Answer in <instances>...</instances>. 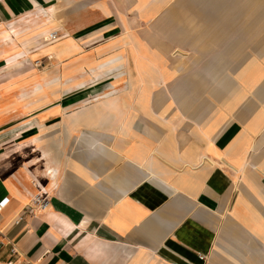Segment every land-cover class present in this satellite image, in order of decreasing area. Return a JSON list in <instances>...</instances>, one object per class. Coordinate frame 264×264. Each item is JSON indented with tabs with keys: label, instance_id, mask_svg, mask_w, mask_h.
<instances>
[{
	"label": "crops",
	"instance_id": "crops-1",
	"mask_svg": "<svg viewBox=\"0 0 264 264\" xmlns=\"http://www.w3.org/2000/svg\"><path fill=\"white\" fill-rule=\"evenodd\" d=\"M43 2L64 0H0V58L16 39L36 41L11 21ZM66 2L70 37L38 51L58 63L88 27L83 38L104 40L88 49L96 60L123 58L130 41L142 58L143 23L167 27L170 49L149 51L167 59L152 67L165 75L167 112L140 111L142 89L126 86L124 66L84 73L113 72L102 91L123 85L104 103L55 99L84 77L64 68L58 81L33 82L22 105L14 83H0V129L10 126L0 135V257L13 243L22 264H264V0ZM39 192L48 210L28 213Z\"/></svg>",
	"mask_w": 264,
	"mask_h": 264
},
{
	"label": "rangeland",
	"instance_id": "rangeland-1",
	"mask_svg": "<svg viewBox=\"0 0 264 264\" xmlns=\"http://www.w3.org/2000/svg\"><path fill=\"white\" fill-rule=\"evenodd\" d=\"M66 1L67 0H64V3L62 5H59L60 3L58 4L55 3L56 6H59V7H57V13L55 11L53 13V16L54 18L56 16L57 18H62L63 28L56 27L55 29L50 30V32L56 33L57 35H55L53 38H50V40L48 39L50 41V44H48V46L49 45L51 46L52 44H54L55 41L58 39L59 41H61L60 39H65L67 37H70L71 35L72 21H71V16L67 14V11H68L67 3L68 2ZM55 4L54 2H51V3L43 2L42 6L36 5L34 6V8H31L29 11L26 9L20 8V12L16 13V16L11 21L16 26V33L21 32V33H24L25 35L28 34V32L30 33L31 30H29V28H26V27L28 25H33L40 20L39 19L40 14L42 15L45 14V12L42 13L43 12L42 9L47 10V13L48 12L51 13L50 9ZM81 15L82 13L80 14V16ZM148 24L149 23H143L142 28L140 29L142 33L141 34L142 41H141V44L139 42L137 44V46H139L137 47V49L142 51L143 57L139 59L138 58L135 59L134 50H130V49L135 48L134 41L132 42L130 41L129 44L132 47L127 49L126 56L120 59L121 62L126 63L124 67H126V69L128 70V72L126 73L124 72V74L122 75L123 76L122 78L126 86L129 87V83H131L129 82V78H130L129 74H131L133 76V80L135 81L136 87L137 88L141 87L142 90L141 89L140 90L142 91V97L138 98L137 101L140 100L142 104L141 106H139V108L143 114L157 113L158 115H160V114H164L167 112V105H166V100H165L166 92L163 89H157L158 82L160 81L162 76H165V75L153 73L152 67H156L159 61L161 62L163 61L166 64L167 59L162 58L158 60V58H155L153 56L150 57L151 53H149V51L154 52L155 50H160L166 53V51L170 49V44L172 43L167 41V38H168L167 30L168 29L166 26L154 27V29H152L150 25ZM123 28L124 27H121V31L124 30ZM21 29H23L24 32H22ZM92 30H93V27H88V28L80 30L78 32V34H80L78 44L75 42L74 44L75 47L73 48V50L70 53L63 56L60 59L61 62L59 61V63L55 61V58L53 57L49 58V55L52 54L51 52L50 53H45V52L39 53L38 52L39 50H41L40 48L42 46L41 42H43L39 38L34 37L36 41H34L32 44H29L30 41L26 40L25 38L16 39L14 41L13 54L5 59L0 58L1 59L0 60V83L6 82V81L14 83L15 90L11 98H14L16 101H19V103L22 105L23 103H28L29 101V99H27L26 93L34 92L30 86L33 82L44 83L45 81H50L55 77V75L61 74L62 68H64L66 69L69 75L78 76V78H80L81 76L86 77L87 82L84 87H74L70 91L61 92L58 98H55V99H59V100L61 99L63 102H68V103L71 102L70 101L71 99H74L76 103L77 100L78 102H80L82 99L90 96V94L94 96L95 95L94 91H97V94L100 93L104 89L105 85L109 82V77H112L113 75L108 76L104 72H101V73L98 72L97 76L91 75L93 78L91 77V80H90L89 74H84L86 71H88L89 73V71L92 70V68L95 66L105 64L106 62H102V61L109 58L107 55L105 57H102L96 60L94 56H92L93 55L92 52L88 51L90 47L99 44L100 41L101 42L104 41L101 39L103 36H98V35L95 38H91L90 40L83 38L84 36L85 37L87 36L86 35L88 34L86 33L87 31L89 32ZM181 32H182L181 27H179V29H176V32L174 31L175 35H180ZM169 33H171V35L174 36L172 32H169ZM76 34L77 32L75 33L74 36H76ZM46 43L47 42H45L44 44ZM109 43H112V42H108L107 51H112L113 49L117 48L118 42L111 44V45H109ZM136 60H138L137 62L138 67H141L142 69V72L138 74H135L133 72V69L129 68L130 66L135 65ZM178 61L180 62L179 70L180 72H183L184 71V68H183L184 59L180 58ZM182 75H183L182 73H179L180 77ZM164 80H165V77H164ZM181 81H182V77H181ZM95 84H97V86H93ZM37 85L38 84H36V86L34 87L35 88L38 87ZM52 100L54 99H51L50 101ZM126 102H127L126 113L133 114L134 113L133 95H131L127 99ZM82 106L83 105L79 103L78 108H76L77 106L72 107V108L80 109ZM86 106H89V104ZM70 110H71V107L69 106L67 108V112H71ZM14 122L16 124V128L22 126L21 118L16 119ZM8 128L7 129L6 127L1 128L0 135H5L7 133V130H9ZM7 256H8V253L5 257H0V264H7L6 263Z\"/></svg>",
	"mask_w": 264,
	"mask_h": 264
},
{
	"label": "bare ground",
	"instance_id": "bare-ground-1",
	"mask_svg": "<svg viewBox=\"0 0 264 264\" xmlns=\"http://www.w3.org/2000/svg\"><path fill=\"white\" fill-rule=\"evenodd\" d=\"M51 13H47V10H43L42 13L45 12V14H40V20L33 24V25H28L26 28H29L32 32V34L35 35V37L39 38L40 40H42L43 42H41L42 46H45V45H48L50 44V35L51 33L53 32H50L51 29H55V27H58L55 25V22L57 21V19L54 18L53 16V13H54V9L51 7ZM13 30L11 31H16V27L12 28ZM11 31L9 32H6L4 31L3 33V36L4 37H10V33ZM57 31V30H56ZM57 35V34H56ZM11 38V37H10ZM49 39V40H48ZM56 40V39H55ZM59 40V39H58ZM58 40H56L55 42H57ZM45 42H47L46 44H44ZM59 42V41H58ZM60 43V42H59ZM63 44V43H62ZM64 45V44H63ZM67 47V46H66ZM134 47V46H133ZM50 49V48H49ZM19 54V53H18ZM60 54L58 53H52L49 55V58H57L59 57ZM113 58V57H112ZM111 58L110 59H105L104 61L102 62H106L105 64H102V65H99L101 67V69H104V68H108V67H111L112 65H115V66H118V67H123L125 66V62H121V58H118V57H114L113 59H115L116 61L115 62H112L113 59ZM59 59V58H58ZM119 61V62H118ZM90 69V68H89ZM97 72L96 71H93L92 74H89V79L91 80V75H94V76H97ZM113 72H106V75H112ZM130 76V84L132 86H136V84L134 83V80H133V76L132 75H129ZM93 78V77H92ZM58 79H55L53 78L52 80L50 81H55ZM87 82V78L86 77H82L78 80H75L74 81V87H84L85 83ZM117 82V81H116ZM71 83V82H70ZM69 89H70V85L68 86ZM123 88V85H116L114 87H111L109 89H106L105 91H101L100 93H98L97 95H94V96H91L90 99L92 98H97L99 100H101V103L103 102H108L109 100H111V98H114L118 95V93L120 92V89ZM81 89V88H80Z\"/></svg>",
	"mask_w": 264,
	"mask_h": 264
},
{
	"label": "built area",
	"instance_id": "built-area-1",
	"mask_svg": "<svg viewBox=\"0 0 264 264\" xmlns=\"http://www.w3.org/2000/svg\"><path fill=\"white\" fill-rule=\"evenodd\" d=\"M56 35V33H51L50 38H53ZM50 206V200L48 195L45 192H39L35 194L32 198L29 204L27 205L26 211L28 213H37V212H44L48 210ZM1 210V206H0ZM22 219V217H19L16 222H19ZM3 245L1 239H0V247ZM9 245V251H8V257L6 260L7 264H22L17 261L16 256L18 255V251L13 243H8Z\"/></svg>",
	"mask_w": 264,
	"mask_h": 264
}]
</instances>
